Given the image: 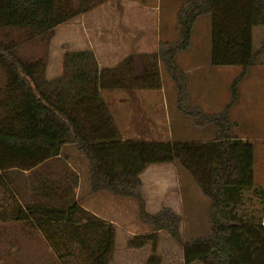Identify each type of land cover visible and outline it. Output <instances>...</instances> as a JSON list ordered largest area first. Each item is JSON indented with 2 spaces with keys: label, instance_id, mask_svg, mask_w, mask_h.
Segmentation results:
<instances>
[{
  "label": "trees",
  "instance_id": "trees-1",
  "mask_svg": "<svg viewBox=\"0 0 264 264\" xmlns=\"http://www.w3.org/2000/svg\"><path fill=\"white\" fill-rule=\"evenodd\" d=\"M107 1L0 0L1 227L16 224L28 235L37 234L58 264L111 263L117 226L78 203L80 175L63 151L71 144L87 158L95 192L136 199L142 218L152 224V232L127 242L130 249L152 244L147 264H162L161 231L182 245L183 264H264V224L245 220L238 211L243 193L255 186V146L233 135L228 109L207 113L186 104L187 79L176 62V55L190 47L198 18L210 15L212 64L255 65L261 50L253 47L254 28L264 26V0H184L177 13L179 38L143 56L145 73L133 75L132 58L101 69L92 51H67L61 75L47 80L55 28ZM160 60L176 85L178 109L198 127L214 126L212 141L122 138L101 91L160 88ZM173 161L211 201L210 234L188 242L182 240L179 218L167 208L149 214L140 193L139 175L148 165Z\"/></svg>",
  "mask_w": 264,
  "mask_h": 264
},
{
  "label": "crops",
  "instance_id": "crops-1",
  "mask_svg": "<svg viewBox=\"0 0 264 264\" xmlns=\"http://www.w3.org/2000/svg\"><path fill=\"white\" fill-rule=\"evenodd\" d=\"M177 3L178 0H109L58 25L49 43L46 79L52 80L61 75L67 51L82 50L92 51L101 69L116 68L128 58H132L136 69L133 75L145 73L143 56L157 52L162 43L178 39ZM258 27L263 26L254 28V35L257 38ZM260 38L261 32L258 40ZM262 44L259 43L255 48L261 50L255 65L247 69L242 66L213 65L211 46L202 52L199 50L201 48L199 43L194 45L191 43L186 51L179 52L176 55V62L187 79L186 104L190 107L199 106L207 113H219L228 109L233 135L254 144L256 160L257 155H262L255 162V186L243 193L238 211L245 220L264 223ZM200 52H206L205 56H201ZM180 54H184L183 57L180 58ZM159 70L163 84L160 88L122 87L101 91L102 99L108 105L122 138L160 143L212 141L215 138V127L212 125L198 127L192 117L184 115L178 109L177 88L161 60ZM226 76L227 82H223ZM218 81H221V87L217 85ZM235 81L238 82L236 96L233 92ZM187 119H190L197 129L199 139L192 140L185 136L183 126ZM63 151L69 155L73 167L80 175L76 189L78 203L102 220L117 226L114 258L110 264H147L151 253L148 245L141 249H129L118 243L119 231L123 230L121 224L124 216V207L119 206L118 202L125 198L106 191L93 192L89 184L88 160L85 155L71 144L64 146ZM186 173L187 171L174 161L148 165L139 175L142 183L140 193L146 212L156 215L165 208L170 209L181 224L200 222L199 219L203 216L210 218V199L207 196V198L200 196L201 188L192 175L188 172L191 175V178H188ZM185 189L188 191L189 201L185 199ZM201 206L202 211L197 209ZM136 234L128 230L125 242ZM179 247L181 248L169 250L167 254H163L157 248V255L163 257L162 264H174L180 251L179 261L183 264V247L182 245ZM47 248L51 255H55L51 248Z\"/></svg>",
  "mask_w": 264,
  "mask_h": 264
},
{
  "label": "rangeland",
  "instance_id": "rangeland-1",
  "mask_svg": "<svg viewBox=\"0 0 264 264\" xmlns=\"http://www.w3.org/2000/svg\"><path fill=\"white\" fill-rule=\"evenodd\" d=\"M183 2L184 0H178V3L176 5L177 13ZM263 27H258L256 31L258 34V38L261 32L260 40H258L256 35H254L253 38L254 49L258 47L259 43L262 44V42L264 41ZM259 29L261 31H259ZM178 38H179V34H178ZM191 43L193 45L195 43H199L201 47L199 50L202 52L208 50V48L211 46V16L210 15H202L198 18L195 27L193 29ZM28 51L29 50H26V53ZM202 52H200L201 56L204 55V53H206V52L204 53ZM183 55L184 54H180V58L183 57ZM224 81L227 82V76L225 79H223V82ZM218 82L219 84L217 85L221 87V81ZM178 129H180V126H178ZM196 131L197 129L192 125L191 120L187 119L186 124L183 126V132L185 133V136L188 137V139H192V140L199 139V136L197 135ZM259 146L260 144L258 143V147ZM261 156L262 155L260 154L257 155V160L260 159ZM186 174L187 177L189 176L188 178H191L190 177L191 175L188 172ZM90 188L92 189L93 192H95L91 184H90ZM103 191H98V192H103ZM109 193L113 194L112 192ZM187 193L188 191L185 189V199L189 201L187 198ZM199 194L201 197L207 198L202 191H199ZM120 198H125V199H123L121 202H118L119 206L124 207L123 222L121 224V229L123 230L119 231L120 234H119L118 243L120 246L124 247L125 245L127 247L126 242H128V240L126 242L125 240L127 238L126 233L128 230L133 231V233L144 234V233L152 232L153 226L149 221H146L145 219L142 218L141 212L139 210L138 202L136 201V199L131 197H122V196ZM193 204L196 205L194 201ZM186 206H187V202H186ZM97 208H101V207L97 206ZM197 209L202 211L203 206ZM199 220L201 221L197 223H192V222H188V224L179 223V231L183 242H188L195 238L210 234L211 224H210L209 216L208 217L203 216ZM157 239H158L157 248L160 249L163 252V254L169 253V250H174L175 248L177 249L181 248L179 247L180 243L173 240L168 233H164L162 231L158 232ZM148 250L151 251L150 253L151 256L152 244H148ZM180 253L177 255L176 258L178 259H175L174 264H182V262L179 261L181 259ZM163 256H167V255H163ZM160 257L163 260V257L162 256ZM0 264H58V263L55 262L54 258L50 254V251L48 250L47 246L44 244L40 236H38L37 234H34L32 236L28 235L27 233H24L22 231V226L16 224H10L9 226H6L4 229L0 225ZM192 264H202V263L194 262Z\"/></svg>",
  "mask_w": 264,
  "mask_h": 264
},
{
  "label": "built area",
  "instance_id": "built-area-1",
  "mask_svg": "<svg viewBox=\"0 0 264 264\" xmlns=\"http://www.w3.org/2000/svg\"><path fill=\"white\" fill-rule=\"evenodd\" d=\"M264 224V223H263Z\"/></svg>",
  "mask_w": 264,
  "mask_h": 264
}]
</instances>
